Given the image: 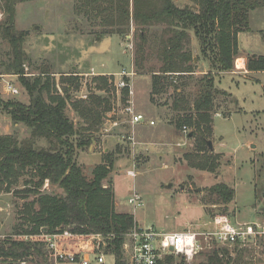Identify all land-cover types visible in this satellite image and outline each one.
<instances>
[{"label": "rangeland", "instance_id": "1", "mask_svg": "<svg viewBox=\"0 0 264 264\" xmlns=\"http://www.w3.org/2000/svg\"><path fill=\"white\" fill-rule=\"evenodd\" d=\"M172 1L178 8L197 10L192 0ZM114 2L119 1L0 0V75H8L0 78V98L28 102L18 77L6 72V65L11 61V47L3 37L2 27L9 21L7 7L13 6L11 27L20 37L19 46L27 58L22 65L25 76L54 81L55 89L51 86V93L61 97V79L66 75L78 78V90L70 89L64 113L77 133L71 139L74 144L89 136L94 140L82 149L75 148V159L83 175L91 179L94 168L105 161V153H110L113 168L103 185L112 189L116 212L131 214L137 228L159 232L195 230L218 214L228 215L233 222L257 223L264 227V72L214 76V85L223 94H217L214 100L213 131L208 139L213 149H207L218 155V168L214 173L192 168L186 158L195 153L190 128L175 127V112L170 108L174 88L186 79L168 76L166 91L153 102L148 98L151 76L160 67L157 53L160 33L165 26L154 23L147 28L136 24L132 17L133 0H128V31L124 35L111 34L110 31H116L119 26L114 22L117 19ZM139 2L140 7L158 4V0ZM141 45L142 60L138 52ZM190 48L196 68L185 89L192 98L197 90L195 80L208 69L192 34ZM239 48L246 64L247 58L264 56V7L249 13V31L239 36ZM130 68L135 75L129 80L127 95L122 90L116 92L113 85L108 92L94 88L95 74L106 78L111 77L106 75L109 74L118 79L117 74L122 69L129 71ZM4 81L15 88V94L4 93ZM91 95L105 99L108 105L105 107L109 110L103 121L89 128L91 121L81 118L73 105L79 101L87 103ZM44 97L47 100L46 94ZM127 106L145 115L144 131L129 124L124 112ZM98 111L102 112V107ZM149 119L154 122L153 126L149 125ZM4 135L15 137L19 143L32 141L26 126L12 124L0 111V136ZM33 144L37 148H48L45 139H35ZM132 169L134 178L126 174ZM30 177L29 172L25 173L11 186L9 193H0V241L18 238L13 235V228L19 223V209L24 202L33 199L23 192ZM217 183H224L234 191L230 203L224 204L215 196H209L208 189ZM255 190L260 199H255ZM41 191L62 194L58 187H51L47 182ZM134 194L141 198L140 206L128 204ZM95 239L104 242L101 237ZM220 248H207L190 263L177 259L176 264H200L206 253ZM226 250L229 264H264V238L243 247H226ZM43 252L42 258L35 255L19 261L0 258V264L22 261L25 264H55L46 248ZM104 264H114L113 256L106 254Z\"/></svg>", "mask_w": 264, "mask_h": 264}, {"label": "trees", "instance_id": "2", "mask_svg": "<svg viewBox=\"0 0 264 264\" xmlns=\"http://www.w3.org/2000/svg\"><path fill=\"white\" fill-rule=\"evenodd\" d=\"M118 1L112 4L117 8L114 22L119 26L110 33L124 35L130 19L128 0ZM192 1L197 7L196 11L189 7L178 8L172 0H158L153 7H140L142 4L139 0H133L132 17L142 27L148 28L154 23L165 26L160 33L157 53L160 67L151 76L150 101L153 102L166 91L168 76L186 79L174 88L171 98L170 108L176 118L174 125L177 128H190L195 143L194 155L186 157L190 167L214 173L218 168V155L208 151L206 142L213 131L215 97L223 94L215 87L214 76L234 69L239 54L238 35L249 31V13L264 7V0ZM7 9L10 10L9 21L2 28L3 37L11 47V61L6 65V72L18 77L27 93L28 102L4 101L0 98V111L8 116L12 124L26 126L32 141L19 143L13 136H0V193H9L11 186L29 172L31 177L25 182L23 192L33 199L24 202L19 209V223L13 228V235L18 238L0 241V258L12 261L31 255L42 258L46 248L43 236L67 232L72 236L66 239L69 243L90 236H102L106 244L105 253L113 256L114 264H126L122 243L136 223L131 214L115 211L112 189L103 185L113 168L112 156L105 153V161L94 168L91 179L83 175L75 159V148L82 149L94 140L89 136L74 144L71 139L77 133L64 113L70 89L78 90V78L66 75L61 79V97L51 93L50 87L55 89L54 81L50 83L48 78L31 79L25 76L22 65L27 58L19 46L20 37L11 27L13 6ZM191 34L208 69L206 74L195 80L197 90L192 98L185 89L196 68L190 48ZM140 37L142 41L145 40L144 36ZM138 52L142 60V45ZM247 60L249 72H264V56H253ZM112 80V76H97L92 83L97 91L108 92L113 87L112 82L108 83ZM122 93L127 95L128 88H123ZM74 104L73 108L80 117L86 122L91 121L89 128L103 121L105 112L109 110L105 107L108 106L107 101L98 95H91L87 103L79 101ZM101 107L102 112L98 111ZM35 139H45L48 148L35 147ZM45 182L51 187H58L62 194L42 192ZM208 193L224 204L234 199V191L224 183L215 184L208 189ZM254 197L260 199L256 190ZM228 256L226 247L213 249L206 253L204 262L200 264H229ZM176 260L170 256L166 264H176Z\"/></svg>", "mask_w": 264, "mask_h": 264}, {"label": "built area", "instance_id": "3", "mask_svg": "<svg viewBox=\"0 0 264 264\" xmlns=\"http://www.w3.org/2000/svg\"><path fill=\"white\" fill-rule=\"evenodd\" d=\"M238 60H235L234 69L229 72L230 74L246 73L243 62L242 67H237ZM117 75L118 79L110 81L116 92L123 88L129 89V80L135 75L133 68L129 71L122 69ZM7 76L0 75V78ZM3 89L6 94L16 93L15 88L6 81H4ZM124 112L129 117L131 126L145 121L144 115L137 113L132 106H127ZM149 125H154V122L149 121ZM129 140L132 142L133 138L130 137ZM126 174L130 178L135 177L134 169L128 170ZM128 204L136 207L140 206L142 201L137 194H134L128 199ZM71 237L67 232L43 236L45 247L55 264H104V256L107 254L105 240L102 242L95 239L103 238L102 236L95 235L74 243L67 242L66 239ZM73 238L78 237L73 236ZM260 238H264L262 225L233 222L228 215L218 214L195 230L184 232H159L152 228L134 227L124 237L122 252L126 264H166V259L170 256L190 263L207 248L243 247ZM69 244L73 246L68 248ZM20 264L25 262L22 261Z\"/></svg>", "mask_w": 264, "mask_h": 264}, {"label": "crops", "instance_id": "4", "mask_svg": "<svg viewBox=\"0 0 264 264\" xmlns=\"http://www.w3.org/2000/svg\"><path fill=\"white\" fill-rule=\"evenodd\" d=\"M242 34V33H241ZM241 34H239V36L241 35ZM239 36H238V49H239V57H237V60L239 59V60H241L243 63H244V70L246 71V73H244V72H241L240 74H237V75H245V74H247V73H249V74H252V73H254V72H249V71H247L246 70V63H245V58L244 57H242V56H240V54L241 53H243L242 51H241V49L239 48ZM204 65H206L205 63H204ZM207 67V66H206ZM206 71V73H207V70H204V72ZM203 74H205V73H203ZM230 74V73H229ZM106 75H108V76H111V75H109V74H106ZM231 75H233V74H231ZM95 76H105V75H98V74H95ZM113 76V75H112ZM150 90H151V85H150ZM148 98H150V91H149V97ZM137 113H141V112H138L137 111ZM142 115H144L143 113H141ZM145 116V115H144ZM146 120L143 122V123H140V124H138V125H136L135 126V128L138 130V131H140V132H142V131H144L145 130V128H146V126H147V118H145ZM152 119H149V121H151ZM153 126V125H152ZM213 128V127H212ZM2 193V192H1Z\"/></svg>", "mask_w": 264, "mask_h": 264}, {"label": "water", "instance_id": "5", "mask_svg": "<svg viewBox=\"0 0 264 264\" xmlns=\"http://www.w3.org/2000/svg\"><path fill=\"white\" fill-rule=\"evenodd\" d=\"M36 28H37V27H36ZM194 61H195V60H194ZM189 136H190V137L192 136L191 133L189 134ZM206 144H207L208 149H209L210 151H212L213 146H212L211 141H207ZM169 187H170V186H168V188H169Z\"/></svg>", "mask_w": 264, "mask_h": 264}, {"label": "bare ground", "instance_id": "6", "mask_svg": "<svg viewBox=\"0 0 264 264\" xmlns=\"http://www.w3.org/2000/svg\"><path fill=\"white\" fill-rule=\"evenodd\" d=\"M242 65H243L242 61L241 60H238L237 61V67L240 68V67H242Z\"/></svg>", "mask_w": 264, "mask_h": 264}]
</instances>
